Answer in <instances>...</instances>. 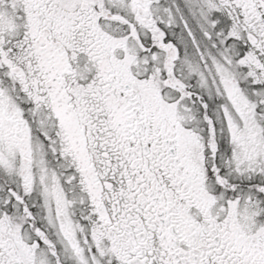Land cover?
<instances>
[{
    "label": "snow or ice",
    "instance_id": "snow-or-ice-1",
    "mask_svg": "<svg viewBox=\"0 0 264 264\" xmlns=\"http://www.w3.org/2000/svg\"><path fill=\"white\" fill-rule=\"evenodd\" d=\"M0 264H264V0H0Z\"/></svg>",
    "mask_w": 264,
    "mask_h": 264
}]
</instances>
